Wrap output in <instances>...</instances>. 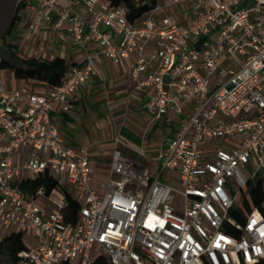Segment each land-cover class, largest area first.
Instances as JSON below:
<instances>
[{"label": "built area", "instance_id": "2783aa9c", "mask_svg": "<svg viewBox=\"0 0 264 264\" xmlns=\"http://www.w3.org/2000/svg\"><path fill=\"white\" fill-rule=\"evenodd\" d=\"M167 2L186 7L176 14L164 10ZM167 2L131 22L125 6L107 0H25L29 32L40 22L65 25L85 59L44 94L10 89L0 77V228L2 237L30 240L16 264H95L100 256L110 264L264 261V194L242 221L230 213L248 183L264 192V0ZM90 44L112 62L134 58V89L151 90L141 112L154 121L168 113L185 118L153 157L125 155L115 137L108 178L98 187L87 149L68 146L51 119L55 106L67 112L89 82ZM147 44H154L150 55ZM45 174L60 193L68 184L80 204L74 223L64 216L62 193L53 209L39 202L49 196L42 186L19 188Z\"/></svg>", "mask_w": 264, "mask_h": 264}, {"label": "crops", "instance_id": "0c3cea01", "mask_svg": "<svg viewBox=\"0 0 264 264\" xmlns=\"http://www.w3.org/2000/svg\"><path fill=\"white\" fill-rule=\"evenodd\" d=\"M167 1L157 0L156 5H163ZM167 3L168 7L164 10H172L176 14L186 7H171L170 3ZM77 11L81 12L78 8ZM49 13L53 15L52 11ZM29 20L28 14L26 21L14 28V50L17 55L49 60L59 57L65 60L68 70L84 64L85 53L69 43L65 25L54 29L52 24L40 22L29 32ZM113 41L117 43L119 37L114 36ZM153 48L154 44H147L145 55L152 54ZM87 49L94 62L89 82L74 93L71 108L67 112H63L59 105L55 106L51 119L68 146L75 150L87 149L92 184L98 187L108 178L115 137L120 138L119 148L125 155L139 158L140 153H145L153 157L157 154L160 142L174 135L185 124V118L168 113L160 121L152 120L140 110V103L151 94V90L138 92L134 89L131 76L134 58L130 56L112 62L98 54L95 44L88 45ZM2 79L10 89L26 88L37 94H44L49 90V87L41 82L19 80L14 75L10 79L8 73H5ZM171 115L179 120L175 121ZM158 126L167 129L168 135L162 131L154 139L150 138L147 128L154 130ZM27 151L24 149L16 153L18 165L26 158Z\"/></svg>", "mask_w": 264, "mask_h": 264}, {"label": "trees", "instance_id": "16d2710c", "mask_svg": "<svg viewBox=\"0 0 264 264\" xmlns=\"http://www.w3.org/2000/svg\"><path fill=\"white\" fill-rule=\"evenodd\" d=\"M110 5H123L127 8L128 19L133 22L141 16L149 13L157 4V0H147L142 4H136L133 0H107ZM25 0L20 2L18 11L24 7ZM21 15H17L16 20L19 21ZM16 26L14 25V28ZM11 31V34L14 31ZM14 50V45H9ZM13 56L21 64V67L11 68L4 64L2 69H10L16 79L19 80H33L46 84L49 88L59 86L68 75V65L65 60L59 57L53 59L42 58H24L14 51ZM124 153V152H123ZM42 186L45 195H50L51 192L57 188L56 182L49 175L45 174L33 180L32 182H22L19 188L29 192L35 191ZM61 193L65 197L66 206L64 216L67 221L74 223L77 218V212L80 204L74 201L67 193L65 188H60ZM264 194L258 182H250L245 187L240 198L235 200V204L230 210L232 216L238 221H242V214L249 213L253 208L259 206L260 198ZM27 249L21 233L11 232L0 238V264H16L17 256L20 252ZM3 258V259H2ZM95 264H110L104 256H100L95 260ZM259 264H264L262 261Z\"/></svg>", "mask_w": 264, "mask_h": 264}, {"label": "flooded vegetation", "instance_id": "af4514ba", "mask_svg": "<svg viewBox=\"0 0 264 264\" xmlns=\"http://www.w3.org/2000/svg\"><path fill=\"white\" fill-rule=\"evenodd\" d=\"M22 0H0V72L3 70L2 65H9L13 48L11 45V31L19 22L16 20L17 15H21L23 8L18 11ZM14 57V56H13ZM15 58V57H14Z\"/></svg>", "mask_w": 264, "mask_h": 264}, {"label": "rangeland", "instance_id": "374dc122", "mask_svg": "<svg viewBox=\"0 0 264 264\" xmlns=\"http://www.w3.org/2000/svg\"><path fill=\"white\" fill-rule=\"evenodd\" d=\"M136 4H142V3H145L147 2V0H133ZM161 1V0H159ZM21 22L19 23L20 24H23L25 21H26V16H25V13H24V10L22 11L21 13ZM5 73H8L9 74V78L12 79L13 77V73L11 70H8V69H3L1 72H0V77H4V74ZM172 118L176 119L175 116H172ZM179 119H176L175 121H178ZM175 124V123H174ZM165 132V134L168 135L167 133V129L165 128H160L159 126L156 127V129L152 130V129H149L147 128V133H148V136L152 139H154L156 136H158V134L160 132ZM174 184V183H173ZM65 188H69L68 184L65 183ZM63 199L61 193L57 190H54L48 197H44V198H39V202L40 203H45L48 207L50 208H56V205L59 201H61ZM181 203H182V199L181 197L178 195V194H175L174 195V200H173V203L172 205L175 206L176 208H181ZM6 232L0 228V238L5 234ZM30 240H28V236L25 235V242L26 243H29ZM98 253V250L97 248L95 247L91 253V259L93 258H96L97 257V254ZM3 259V258H2Z\"/></svg>", "mask_w": 264, "mask_h": 264}, {"label": "water", "instance_id": "95a60500", "mask_svg": "<svg viewBox=\"0 0 264 264\" xmlns=\"http://www.w3.org/2000/svg\"><path fill=\"white\" fill-rule=\"evenodd\" d=\"M9 58L11 59V63L8 65L11 68L21 67V64L18 60H16L11 54H9Z\"/></svg>", "mask_w": 264, "mask_h": 264}]
</instances>
